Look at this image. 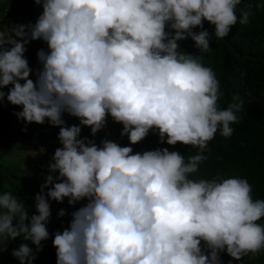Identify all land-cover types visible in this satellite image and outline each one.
I'll use <instances>...</instances> for the list:
<instances>
[{"label": "clouds", "instance_id": "9594fccd", "mask_svg": "<svg viewBox=\"0 0 264 264\" xmlns=\"http://www.w3.org/2000/svg\"><path fill=\"white\" fill-rule=\"evenodd\" d=\"M34 24L0 27V106L22 108L25 124L59 128L35 213L18 196L0 193V252L21 238L11 255L33 264L49 239L50 201L70 206L69 226L54 233L56 264H221L264 250V200L246 179L190 178L208 157L219 132L231 137L243 101L218 105L219 82L201 57L178 51L190 39L210 51L207 22L218 39L251 11L241 0H34ZM199 29V31H194ZM40 67L30 76L24 54L33 41ZM8 91L5 92L4 89ZM79 125H66L63 116ZM108 117L131 145L150 131L159 142L197 149L185 159L167 147L133 154L130 146L94 137ZM43 152V149L40 150ZM66 213L61 209L59 217Z\"/></svg>", "mask_w": 264, "mask_h": 264}, {"label": "trees", "instance_id": "16d2710c", "mask_svg": "<svg viewBox=\"0 0 264 264\" xmlns=\"http://www.w3.org/2000/svg\"><path fill=\"white\" fill-rule=\"evenodd\" d=\"M241 9H250L249 23L241 25L238 22L223 39L216 38L214 27L207 22L204 23V29L209 31L211 37L210 51L201 53L190 39L178 42L180 44L178 51L201 57L202 63L210 67L215 73L219 82L218 105L221 109H226L229 104L243 101V106L237 113L239 122L231 125L234 129L231 137H222L217 132L205 150L208 159L200 165L199 171L190 178L208 180L215 177L224 179L243 178L252 186L253 199L264 200V0H241L236 11L238 18ZM33 11H40L41 15L42 7L34 3L25 10V13L30 15ZM194 31H199V29H194ZM4 109L9 118L4 119L0 126V153L3 152L7 139L10 142L15 141L23 137L24 132L29 136L32 132L31 137L36 134V128L30 125H26L14 135L9 133V124L17 117L15 113L22 111V108L4 107ZM63 119L68 126L79 125L77 119L67 114L63 116ZM108 120L112 125L110 136H108L109 132L102 129L93 137L90 128L84 127L81 131V137L94 140L97 145H100L102 140L107 139L122 147L130 146L133 148V154L167 147L169 151H178L187 159L188 156L197 152V149L179 143L175 146H169L166 143L161 144L158 133L152 131L143 141L131 145L127 136L121 137L120 135L122 125L115 123L111 117H108ZM47 133L50 137L49 146L34 166L35 171L42 174L43 178L47 175V163L51 156L54 155L57 148L62 147L57 138L59 128L52 127L51 131ZM6 174L5 176L0 170V192L4 190L5 183H12L13 185L11 184L9 187V190H12L10 193L23 200L28 208L29 216L36 214L34 197L37 191L34 188L31 190L25 188L23 191L17 189L20 183H15L14 180L10 179L11 173ZM14 184L16 185L14 186ZM84 203L86 201L70 206L67 199L63 203L56 202L51 209V216L47 225L50 234L49 239L42 241L40 252H35L36 246L30 244L36 256L33 264H56V249L52 244L54 233L67 228L71 221V213ZM61 209L66 213L63 217L58 216ZM258 223L264 225V218ZM20 243L21 238L19 237L8 242L6 250L0 252V264H19V261L11 253ZM220 258L221 264H264V250L255 256L251 254L244 256L239 261L231 258L226 252L221 253Z\"/></svg>", "mask_w": 264, "mask_h": 264}, {"label": "crops", "instance_id": "0c3cea01", "mask_svg": "<svg viewBox=\"0 0 264 264\" xmlns=\"http://www.w3.org/2000/svg\"><path fill=\"white\" fill-rule=\"evenodd\" d=\"M34 3V0H0V27L7 28L8 26L14 25L34 24L39 17L38 15H40V11H33L30 15L25 13V10ZM42 48L47 51L46 44L39 40L33 41L26 46L24 56L28 60L29 67L33 69V74L30 76L33 80L36 78L35 71L40 67L37 60V52ZM4 91L7 92L8 89L5 88ZM4 107H9L11 109L18 108L17 106L9 104L5 99L3 105L0 106V126L4 119L9 118ZM26 125L36 128V134L31 137L32 132H30V136L24 132L23 137L15 141L10 142L7 139L4 150L0 153V170H2L3 173H8L6 169H12L14 172L12 171L9 176L15 183H21L26 179L31 180L30 176L35 173L34 166L36 162L49 146L50 137L47 132L51 131L52 128L47 121L43 125L36 123L25 124L16 117L8 126L9 133L14 135ZM41 149H43V152L40 151ZM11 184L10 182L5 183L3 188L5 191H3L7 192Z\"/></svg>", "mask_w": 264, "mask_h": 264}, {"label": "rangeland", "instance_id": "374dc122", "mask_svg": "<svg viewBox=\"0 0 264 264\" xmlns=\"http://www.w3.org/2000/svg\"><path fill=\"white\" fill-rule=\"evenodd\" d=\"M71 126V125H70ZM52 128V127H51ZM111 128H112V125H111V123L109 122V120L107 119V121H106V125H105V127L103 128V129H105V131H107V132H109L108 133V136H110L109 134L111 133ZM8 172L10 171V173L13 171L12 169H6ZM14 172V171H13ZM7 173V172H6ZM6 173H4L5 174V176L7 175ZM30 179L31 180H29V179H26L27 180V183L26 182H21L20 184H18L19 186L17 187V189H19V190H24L25 188L26 189H28V190H31L32 188H34L36 191H37V193H39V191H40V188H41V186L45 183V181H44V178H43V175L42 174H39V173H37L36 171H35V173H33V175H31L30 176ZM25 180V181H26ZM16 184H14V186H15ZM23 188V189H22ZM6 189V188H5ZM8 189V188H7ZM3 190V189H2ZM5 191V190H4ZM4 191H2V192H4ZM12 192V190L10 189V190H7V192ZM33 192V191H32ZM66 200V199H65ZM64 200V201H65ZM56 204V202L55 201H50V206H51V208H50V210L54 207V205Z\"/></svg>", "mask_w": 264, "mask_h": 264}]
</instances>
